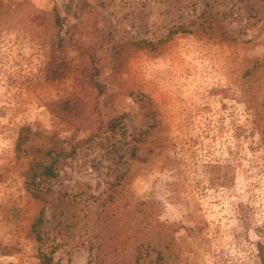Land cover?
<instances>
[{
  "label": "rangeland",
  "instance_id": "obj_1",
  "mask_svg": "<svg viewBox=\"0 0 264 264\" xmlns=\"http://www.w3.org/2000/svg\"><path fill=\"white\" fill-rule=\"evenodd\" d=\"M0 1L3 10L25 2L14 16L30 17L0 35V264H40L39 253L53 248L54 264H91L93 220L117 184L157 204L160 222L180 227L173 264L258 263L264 23L238 43L222 37L223 29L136 50L133 42L166 38L169 0ZM53 10L61 31L53 29ZM84 62L104 90L97 131L61 123L47 106L81 90ZM27 126L79 146L42 186L49 203L41 242L32 231L43 204L25 188L26 162L15 154ZM211 164L229 168V186L208 173Z\"/></svg>",
  "mask_w": 264,
  "mask_h": 264
},
{
  "label": "trees",
  "instance_id": "obj_2",
  "mask_svg": "<svg viewBox=\"0 0 264 264\" xmlns=\"http://www.w3.org/2000/svg\"><path fill=\"white\" fill-rule=\"evenodd\" d=\"M25 2H14L5 10L0 1V35L3 30L28 22L14 16L16 9ZM166 38L155 41L139 40L132 43L136 50L159 51L161 46L180 34L222 33L227 41L238 43L251 29L264 23V0H169ZM12 7L15 9L13 10ZM13 14V16H9ZM8 17L4 19L3 17ZM54 30L61 31L62 18L56 10L50 13ZM236 26V27H235ZM264 30V24L260 31ZM77 70L82 88L67 98L47 104L52 115L61 123L72 127L100 130L104 124L98 98L103 94V86L96 80L98 71L92 65L83 63ZM89 75L84 78L85 72ZM79 146H68L57 133H44L29 126L19 130L15 142L18 162L25 160L24 185L34 200L43 204L33 234L43 241L38 228L44 223L45 207L49 203L48 192L43 185L59 176V168L73 158ZM220 165L208 166V173L219 186H229L232 172ZM115 192L99 206L98 215L93 220L95 241L88 240L96 251L91 264H173L179 260L180 252L176 233L180 227L168 225L158 220V206L152 201H139L125 187L117 184ZM89 238V239H90ZM40 252V264H54L53 255ZM264 264V254L258 263Z\"/></svg>",
  "mask_w": 264,
  "mask_h": 264
}]
</instances>
